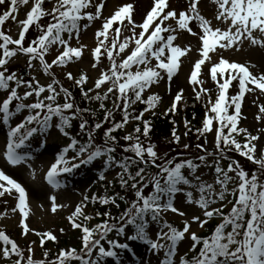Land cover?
Wrapping results in <instances>:
<instances>
[{
  "label": "rangeland",
  "instance_id": "obj_1",
  "mask_svg": "<svg viewBox=\"0 0 264 264\" xmlns=\"http://www.w3.org/2000/svg\"><path fill=\"white\" fill-rule=\"evenodd\" d=\"M59 1L37 0L0 28V79L6 78L8 84L4 89L0 86V103L19 95L24 104L51 105L58 101H50L51 97L64 96L65 88L74 83L120 109L128 104L126 93L136 83L140 98L155 96L165 113L175 109L173 104L180 107L201 99L206 107L204 149L220 152L222 130L228 124L236 132L231 143L244 148L253 163L264 164V0H68L71 7L79 6L75 13L84 17L79 29L59 32L53 42L40 38L41 48L31 47L27 54L38 56L33 62L26 55L18 56L10 46L22 42V29L36 10L45 14ZM8 4L2 2L5 13ZM71 12L70 8L68 17ZM116 49L118 56L104 57ZM15 64L17 70L10 69ZM29 110L15 115L11 128L25 122ZM56 123L55 114L41 122L35 130L37 143L28 137L16 139L0 121V235L15 242L9 247L0 241V264L54 260L43 255L46 243L66 264L92 242H97L93 252L81 264H187L193 238L219 210L231 207L230 200L241 186L240 176L222 175L213 160L196 168L194 185L177 184L180 191H170L163 184L154 191L150 208L156 217L147 219L146 238L135 235L128 224L112 229L97 207V198L109 197L99 175L105 160L97 159L92 148L79 150L74 140L59 133ZM182 125L175 141L158 140L147 149L152 160L161 154L168 157L174 151L171 143L181 150L187 146L186 124ZM120 168L112 162L103 172L109 188L111 181L120 180ZM167 168L160 167L156 178L163 177ZM147 173L145 168L137 175L142 179ZM56 174L60 175L53 181ZM137 175L126 181L131 184ZM252 177L236 197L240 205L245 202L237 215L263 216L264 181ZM170 222L177 226L175 231ZM239 232L228 222L212 245H226L231 258H241L244 248L247 264H264V230L248 231L247 239L237 244ZM105 234L109 236L103 238ZM206 260L199 261L207 264Z\"/></svg>",
  "mask_w": 264,
  "mask_h": 264
},
{
  "label": "trees",
  "instance_id": "obj_2",
  "mask_svg": "<svg viewBox=\"0 0 264 264\" xmlns=\"http://www.w3.org/2000/svg\"><path fill=\"white\" fill-rule=\"evenodd\" d=\"M56 15H54L55 17ZM53 17V16H52ZM52 21L51 16L47 17V24L42 29L47 28V25ZM43 32L38 29V26L33 28L31 38H37ZM113 56H117L113 54ZM72 92L75 98V110H72V114L67 113L61 109L59 126L66 132L75 134L83 144L97 145L105 156L111 159H115L122 164L124 177L120 178L118 183L113 184L114 202L108 206L103 205L102 209L107 210L106 213L116 215V221L119 218H128L127 221H131L137 231L142 230L144 220L147 217L148 212H144L138 207H134V204L138 202L139 190L145 187L141 197H146L147 192L153 187V179L156 178V172L164 165L169 168H178L176 175L179 174V178L187 179L191 181L193 171L196 165L203 162L215 159L220 161L225 169L230 168L236 170L243 178L248 180L253 178L252 176L260 178L264 181V164L259 162H252L247 158L244 150L231 144L230 136L235 134L229 125L224 126L222 138L223 144L219 153L210 154L204 150V133L205 128L202 122V117L205 116L206 108L203 105L202 100L189 101L185 103L178 111L170 110L168 115L164 116L163 113H151L147 118L141 114L147 107L146 104L139 105L131 111H126V107H112L107 101H99L98 96H91V92L85 87L76 88ZM129 96L130 102L135 101V94ZM132 102V105L134 104ZM147 102V101H146ZM130 119L135 121L131 129V134L125 132L126 120ZM185 119L189 124V140L190 144L183 149H179L178 144H169L174 149L172 153L167 157L165 155H159L158 158L150 157L148 148L152 147L154 143L157 144L158 140L166 141L171 139L175 141L176 136L179 133L180 122ZM134 141L142 145L137 149ZM154 163L153 165L150 163ZM227 167V168H226ZM148 173L144 178L138 174L142 169H145ZM133 182L130 184L127 182L128 176H136ZM251 175V177H249ZM139 177V179H138ZM247 181L246 186H249ZM134 186V187H133ZM127 204V205H126ZM239 202L233 201V211L235 214L239 208ZM260 211L258 208L256 209ZM241 211V209H239ZM232 211H223V215L227 216V220H232L234 228L240 229L239 241L243 240L246 231L253 226H258L260 222H263V216L253 213L233 215ZM120 216V217H119ZM119 223V222H118ZM116 223L115 225H118ZM221 225L216 222L209 223L207 231L204 236L200 237L196 242L195 252L196 256H201L208 252L211 245L208 243L213 234L220 229ZM49 244L46 243L44 248V255L46 258H54V260L43 261L44 264H61L58 253L48 250ZM84 257L81 253L77 258ZM218 260V264L222 261ZM76 261H78L76 259ZM195 261V260H194ZM72 259L68 260V264H72Z\"/></svg>",
  "mask_w": 264,
  "mask_h": 264
},
{
  "label": "bare ground",
  "instance_id": "obj_3",
  "mask_svg": "<svg viewBox=\"0 0 264 264\" xmlns=\"http://www.w3.org/2000/svg\"><path fill=\"white\" fill-rule=\"evenodd\" d=\"M134 247H135L136 249L140 250V251H142V249H143V248H141V246H140L139 244H136V243H135Z\"/></svg>",
  "mask_w": 264,
  "mask_h": 264
}]
</instances>
